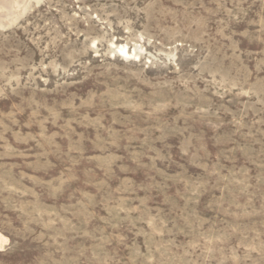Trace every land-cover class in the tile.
<instances>
[{
    "label": "rangeland",
    "instance_id": "obj_1",
    "mask_svg": "<svg viewBox=\"0 0 264 264\" xmlns=\"http://www.w3.org/2000/svg\"><path fill=\"white\" fill-rule=\"evenodd\" d=\"M0 264H264V0H0Z\"/></svg>",
    "mask_w": 264,
    "mask_h": 264
},
{
    "label": "bare ground",
    "instance_id": "obj_2",
    "mask_svg": "<svg viewBox=\"0 0 264 264\" xmlns=\"http://www.w3.org/2000/svg\"><path fill=\"white\" fill-rule=\"evenodd\" d=\"M5 241H7V240L5 239V237L2 236V235L0 234V247L2 246V244H3Z\"/></svg>",
    "mask_w": 264,
    "mask_h": 264
}]
</instances>
